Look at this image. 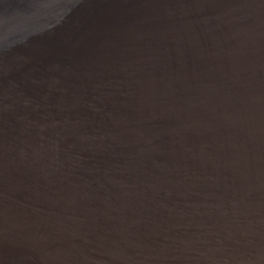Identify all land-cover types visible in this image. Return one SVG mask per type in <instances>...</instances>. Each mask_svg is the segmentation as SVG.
Segmentation results:
<instances>
[{
	"label": "water",
	"instance_id": "water-1",
	"mask_svg": "<svg viewBox=\"0 0 264 264\" xmlns=\"http://www.w3.org/2000/svg\"><path fill=\"white\" fill-rule=\"evenodd\" d=\"M0 264H264V0H0Z\"/></svg>",
	"mask_w": 264,
	"mask_h": 264
}]
</instances>
